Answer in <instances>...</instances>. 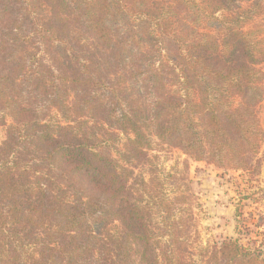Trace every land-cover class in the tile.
<instances>
[{
	"label": "trees",
	"instance_id": "obj_1",
	"mask_svg": "<svg viewBox=\"0 0 264 264\" xmlns=\"http://www.w3.org/2000/svg\"><path fill=\"white\" fill-rule=\"evenodd\" d=\"M263 101L264 0H0V264H264V211L196 247L150 154L258 174Z\"/></svg>",
	"mask_w": 264,
	"mask_h": 264
},
{
	"label": "rangeland",
	"instance_id": "obj_2",
	"mask_svg": "<svg viewBox=\"0 0 264 264\" xmlns=\"http://www.w3.org/2000/svg\"><path fill=\"white\" fill-rule=\"evenodd\" d=\"M259 116L264 121V101ZM3 137L4 128L0 126V141ZM150 154L158 175L160 173L162 180L169 182V186L165 185L168 196H180L181 202L177 205L184 209V216L191 215L193 219L190 234L196 247L225 237H237L238 207H243L246 215L249 211H264V165L258 174L227 170L194 159L180 148L168 145ZM169 173L174 177L167 178Z\"/></svg>",
	"mask_w": 264,
	"mask_h": 264
}]
</instances>
